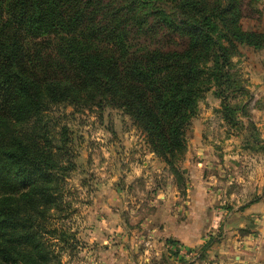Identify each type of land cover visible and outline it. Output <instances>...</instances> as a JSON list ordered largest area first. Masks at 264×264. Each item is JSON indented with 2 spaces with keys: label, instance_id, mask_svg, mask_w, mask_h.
Wrapping results in <instances>:
<instances>
[{
  "label": "trees",
  "instance_id": "1",
  "mask_svg": "<svg viewBox=\"0 0 264 264\" xmlns=\"http://www.w3.org/2000/svg\"><path fill=\"white\" fill-rule=\"evenodd\" d=\"M242 17V0H0V264H50L67 241L73 139L55 110L121 111L177 176L206 91L226 108L239 45L264 49Z\"/></svg>",
  "mask_w": 264,
  "mask_h": 264
},
{
  "label": "rangeland",
  "instance_id": "2",
  "mask_svg": "<svg viewBox=\"0 0 264 264\" xmlns=\"http://www.w3.org/2000/svg\"><path fill=\"white\" fill-rule=\"evenodd\" d=\"M242 11L244 30L264 31V0H242ZM231 69L227 107L212 84L188 128L177 176L121 111L55 110L69 126L75 169L67 178L69 206L56 221L67 241H52L50 264H239L217 241L232 209L255 199L264 182V49L239 45ZM194 133L202 136L201 152ZM202 198L213 199L209 228L191 213Z\"/></svg>",
  "mask_w": 264,
  "mask_h": 264
},
{
  "label": "crops",
  "instance_id": "3",
  "mask_svg": "<svg viewBox=\"0 0 264 264\" xmlns=\"http://www.w3.org/2000/svg\"><path fill=\"white\" fill-rule=\"evenodd\" d=\"M258 129L264 139V123L263 127ZM196 139V144L199 146L196 151L201 152L204 149L202 136L194 133L192 140ZM198 164L203 165L201 162ZM258 165L264 167V158L262 162H258ZM262 185L258 188V196L255 199L248 200L232 209L228 220L225 219L222 224L224 229L222 238L217 241L218 247L224 249L225 254H229L227 251L230 250L234 252V257L239 261V264H264V182ZM200 189L203 187L200 186ZM202 199L198 210L196 208L191 213L201 216V221L207 223L205 228H209L211 223L208 216L212 211L211 201L213 199ZM203 215L205 216L204 219ZM192 218L191 215L190 219Z\"/></svg>",
  "mask_w": 264,
  "mask_h": 264
}]
</instances>
